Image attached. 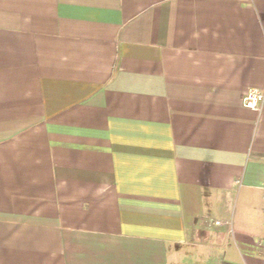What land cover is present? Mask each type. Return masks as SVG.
Masks as SVG:
<instances>
[{
    "label": "crops",
    "instance_id": "obj_1",
    "mask_svg": "<svg viewBox=\"0 0 264 264\" xmlns=\"http://www.w3.org/2000/svg\"><path fill=\"white\" fill-rule=\"evenodd\" d=\"M250 88L264 0H0V264H263Z\"/></svg>",
    "mask_w": 264,
    "mask_h": 264
},
{
    "label": "built area",
    "instance_id": "obj_2",
    "mask_svg": "<svg viewBox=\"0 0 264 264\" xmlns=\"http://www.w3.org/2000/svg\"><path fill=\"white\" fill-rule=\"evenodd\" d=\"M264 101V92L258 89L250 88L246 90L242 96V105L254 111H260L262 102ZM220 221L215 220L214 224H219ZM264 264V262H263Z\"/></svg>",
    "mask_w": 264,
    "mask_h": 264
}]
</instances>
